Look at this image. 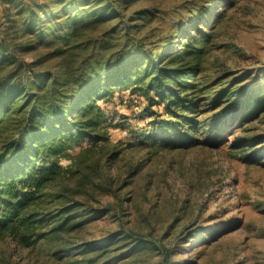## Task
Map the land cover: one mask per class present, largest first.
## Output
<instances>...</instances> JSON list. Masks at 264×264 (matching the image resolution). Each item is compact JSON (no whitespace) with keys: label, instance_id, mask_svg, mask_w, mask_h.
<instances>
[{"label":"trees","instance_id":"1","mask_svg":"<svg viewBox=\"0 0 264 264\" xmlns=\"http://www.w3.org/2000/svg\"><path fill=\"white\" fill-rule=\"evenodd\" d=\"M235 1L3 0L0 264H13L14 253L43 238L70 255L74 242L64 233L115 208H93L97 191L111 192L114 179L99 183L101 164L92 158L109 144L107 104L117 97L146 102L161 129L190 133L194 143L202 130L264 113L261 76L247 86L248 74L230 82H222L227 71L205 75L220 8ZM262 145L264 136L248 140L245 160ZM77 253L83 258L73 264L106 252L100 244Z\"/></svg>","mask_w":264,"mask_h":264},{"label":"rangeland","instance_id":"2","mask_svg":"<svg viewBox=\"0 0 264 264\" xmlns=\"http://www.w3.org/2000/svg\"><path fill=\"white\" fill-rule=\"evenodd\" d=\"M4 8L0 0V24ZM220 13L205 75L227 71L222 82H230L248 74L247 86L261 76L264 86V0H236ZM130 98L107 104L109 144L92 158L101 164L99 183L114 179L111 192L97 191L93 208H115L64 233L74 242L70 255L43 238L14 253L12 263L73 264L83 258L80 248L101 244L105 257L90 264H264V145L250 148L259 154L247 160L243 147L264 136V113L202 130L194 143L190 133L161 129L147 103Z\"/></svg>","mask_w":264,"mask_h":264}]
</instances>
